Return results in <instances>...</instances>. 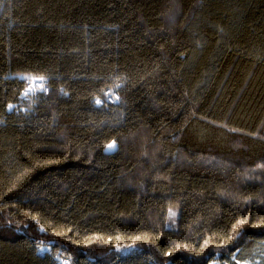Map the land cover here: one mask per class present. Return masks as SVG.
Returning <instances> with one entry per match:
<instances>
[{"label": "trees", "instance_id": "16d2710c", "mask_svg": "<svg viewBox=\"0 0 264 264\" xmlns=\"http://www.w3.org/2000/svg\"><path fill=\"white\" fill-rule=\"evenodd\" d=\"M63 259L264 264V0H0V264Z\"/></svg>", "mask_w": 264, "mask_h": 264}, {"label": "built area", "instance_id": "2783aa9c", "mask_svg": "<svg viewBox=\"0 0 264 264\" xmlns=\"http://www.w3.org/2000/svg\"><path fill=\"white\" fill-rule=\"evenodd\" d=\"M25 80V85L21 90V97L25 100H34L37 98V94L40 92L48 93V79L44 76H35V75H25L21 76ZM120 95L116 86H111L105 89L104 96L97 98L100 100L102 105L104 103H115L119 100ZM11 109V108H10ZM47 248L39 247L38 252L42 253L46 251ZM57 264H72L69 260L63 259L58 260Z\"/></svg>", "mask_w": 264, "mask_h": 264}, {"label": "snow or ice", "instance_id": "6c2138e0", "mask_svg": "<svg viewBox=\"0 0 264 264\" xmlns=\"http://www.w3.org/2000/svg\"><path fill=\"white\" fill-rule=\"evenodd\" d=\"M97 105H99L100 103H101V101L100 100H97L96 102H95ZM12 106L11 105H9V108H11ZM116 149V145H115V143L113 142V143H110V144H108L107 145V149H106V151H110V150H115ZM243 223V222H242Z\"/></svg>", "mask_w": 264, "mask_h": 264}, {"label": "water", "instance_id": "95a60500", "mask_svg": "<svg viewBox=\"0 0 264 264\" xmlns=\"http://www.w3.org/2000/svg\"><path fill=\"white\" fill-rule=\"evenodd\" d=\"M115 143V145H116V149L115 150H110V151H106V149H107V146L105 147V149H104V152L106 153V154H112V153H114V152H116L117 151V149H118V146H117V143H116V141H112V142H110V143ZM109 143V144H110Z\"/></svg>", "mask_w": 264, "mask_h": 264}]
</instances>
